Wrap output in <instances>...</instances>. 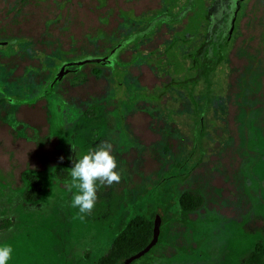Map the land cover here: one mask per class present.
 <instances>
[{"label":"rangeland","instance_id":"374dc122","mask_svg":"<svg viewBox=\"0 0 264 264\" xmlns=\"http://www.w3.org/2000/svg\"><path fill=\"white\" fill-rule=\"evenodd\" d=\"M77 2L80 7H77ZM93 4L94 0H74L65 8H68V13L72 9L79 11L75 14L74 24L98 25L96 15L88 13V7ZM152 7L155 5L149 8ZM48 9L43 6V15L52 18L51 12L46 13ZM64 9L60 12L62 15ZM250 14L254 15L252 24ZM246 19L232 54L229 78L226 60H222L208 70L202 81L190 86L200 95L206 89V109L201 112L197 105L190 115L191 123H161L158 128L162 140L158 144L159 158L155 161L159 170L140 169L141 164L152 157L144 155L146 159L130 167V174L120 175L118 181L108 184L112 192L114 189L117 196L126 200L118 198L116 202H110L106 193L97 191L96 194L106 200L101 199L103 201L86 214L72 207L75 189L70 186V176L64 173L62 182L65 188L49 185L43 194V203L36 211L29 209L24 213V208L22 211L14 210L18 215L17 223L8 235L2 234L0 238V243L9 244L13 249L9 264H96L116 236L118 219L111 215L117 213L125 216L126 221L142 216L155 224L149 251L141 258L135 257L132 264H241L255 244L264 245V62L257 65V71L263 73L258 79L255 75L246 74L253 72L248 62L251 52L261 57L264 55L261 45L264 40V0L253 1ZM34 20L35 17H32V28L18 33L40 42L38 33L41 25L40 28L35 27L38 23ZM20 40L12 43L16 59L26 50V38ZM67 44L68 41L62 50L67 51ZM79 45L84 47L88 44L81 38ZM35 48L49 53L53 47L45 48L37 44ZM64 54L54 48L45 58L47 62L50 60L57 64L64 59ZM16 59L0 58V78L4 75V66L16 63ZM24 62L35 68L30 71L32 76L37 73L36 69H41L43 57L33 55L20 65L23 66ZM177 65L178 77L181 78L184 65L180 62L174 64L175 72ZM22 71L20 68L16 78L8 84L0 79V88L13 90L18 94L16 98L24 99L31 92L38 93L41 87L19 76ZM238 75L239 85L235 83ZM36 76L38 81L43 74ZM116 80L120 81V75ZM231 89L235 92L232 93ZM25 114L21 109L20 116ZM39 114H34L31 119H40ZM172 115L171 121L175 119ZM180 120L184 119L176 118V121ZM11 125L18 126L19 132L32 131L29 123ZM33 125L39 127L42 123ZM52 127L48 138L58 134ZM4 131L0 126L1 170H5L11 162L13 165L23 162V156L29 162L32 159L42 164L57 157L52 154L53 149L46 148L43 152L45 134L43 139H28L26 144H22L10 142ZM168 146L174 154H165L163 148L168 150ZM147 167L151 168L150 165ZM6 177L0 174V181L6 180ZM120 187L122 191L118 190ZM10 192L7 186L0 183V196ZM184 192L201 197L202 206L195 213L189 214L180 209L178 201ZM127 197L133 200H127Z\"/></svg>","mask_w":264,"mask_h":264},{"label":"flooded vegetation","instance_id":"af4514ba","mask_svg":"<svg viewBox=\"0 0 264 264\" xmlns=\"http://www.w3.org/2000/svg\"><path fill=\"white\" fill-rule=\"evenodd\" d=\"M73 1L0 0V29L8 37L32 28L33 15L43 18L42 25L35 26L41 27L38 33L40 42L32 41V48L43 57V65L36 69L35 75L30 74L35 69L33 66L25 62L20 65L31 57L27 50L19 59L14 58V49L8 57L0 55V58L17 60L4 66V75L0 78L4 84L15 79L17 71L22 68V75H18L41 87L38 93L31 92L24 99L16 98L18 94L13 90L0 88V126L10 142L26 144L28 139H43L45 134L43 152L50 148L53 149L52 154L57 155L45 164L32 159L29 162L24 156V161L18 165L11 162L6 167L4 163L6 168L0 169V174L7 177L0 183L15 195L28 189L32 176L41 180L44 189L49 185L65 188L62 182L64 173L69 175L72 161L105 142L112 145L116 171L120 175L130 174V167L146 159L144 155L152 157L142 163L140 169L158 171L155 159L159 158L158 144L162 140L158 128L161 123H191L190 115L197 105L201 112L206 109V89L200 95L190 86L202 81L208 70L222 60H226L229 78L239 32L254 0H94V4L88 7V13L96 15L98 25L82 26L74 24L75 14L79 11L72 9L68 13V8H65ZM43 6L44 9L49 7L46 13L51 12L53 22H46L50 17L43 15ZM80 6L77 2V7ZM62 9L64 15L60 13ZM253 16L250 14L251 24ZM257 23L261 27L259 21ZM81 38L86 40L87 46L80 47ZM66 41L67 51L62 50ZM6 43L10 45L11 42L0 41V45ZM37 44L53 48L47 53L35 48ZM261 45L264 49V40ZM54 48L65 52L64 59L57 64L50 60L47 62L45 58ZM77 56L79 58H75ZM179 62L184 65L181 78L178 77V65L177 72L173 67ZM248 62L253 72L246 74L255 75L258 79L263 73L257 71V65L264 62V55L261 57L251 52ZM40 73L43 77L37 81L36 74ZM119 75L120 81L116 80ZM240 75L235 79L238 85ZM233 107H236L235 103ZM21 109L27 114L20 116ZM36 113H40V119H31ZM171 114L175 118L173 121ZM177 117L184 120L176 121ZM201 121L204 122V117ZM11 123H29L32 131L19 132V127ZM33 123L42 125L38 127ZM53 123L56 124L52 127ZM51 127L58 134L48 138ZM168 148H163L165 154H174L170 146ZM147 165L151 168L148 169ZM121 189L118 188L119 191ZM97 191L106 193L110 202H116L118 198L126 200L117 196L114 189L113 194L106 183L98 182ZM15 197H8L6 201L19 203ZM101 199L96 194L94 205L106 200ZM127 200L133 199L127 197ZM20 203L23 205V201ZM111 216L118 219L115 230L126 222L122 214ZM7 220L12 228L17 223L15 216Z\"/></svg>","mask_w":264,"mask_h":264},{"label":"trees","instance_id":"16d2710c","mask_svg":"<svg viewBox=\"0 0 264 264\" xmlns=\"http://www.w3.org/2000/svg\"><path fill=\"white\" fill-rule=\"evenodd\" d=\"M32 17H35V23L42 25L43 18L41 15H33ZM53 21V16L52 18H49V20H46L47 23ZM1 31L3 30L0 29V41H10L11 43L10 45H8L9 43L0 45V55L8 57L12 54V48H14L12 43H17L18 39L21 41L20 39L25 37L20 36L19 33H16L17 36L8 37L7 33H2ZM26 40V50L28 55L31 57L33 55H42L40 52L35 51L32 48V38L26 37ZM15 47H17V45H15ZM58 50L60 49L58 48ZM53 63L55 64L54 61ZM48 69L52 70V68ZM29 183L28 189L21 194L15 195V193L11 191L10 193L5 194V196H3L4 194L0 196V238L4 235H8L12 231V224L7 218L11 216L18 217L14 210L18 209L19 211H22V208H24V213L29 209L36 211V209H38L43 203V194L46 189L42 187L41 180L36 176H32ZM11 196H16L15 198L19 199L20 202L23 201V205H21L22 203L20 202L17 203V201L7 202L6 199ZM178 204L182 211L192 214L201 208L202 199L197 194L184 192L180 195ZM154 230L155 224L153 221L142 216H134L130 218L119 230H115L116 236L112 241L110 248L104 256L99 258L96 264H132L135 257L141 258L149 251L153 240ZM2 234L3 236H1ZM241 264H264V245L261 243L255 244L246 257L241 260Z\"/></svg>","mask_w":264,"mask_h":264},{"label":"clouds","instance_id":"9594fccd","mask_svg":"<svg viewBox=\"0 0 264 264\" xmlns=\"http://www.w3.org/2000/svg\"><path fill=\"white\" fill-rule=\"evenodd\" d=\"M116 169L112 145L106 142L76 157L69 173L70 186L75 189L71 200L72 207L81 214L91 212L96 201L98 182L110 185L118 181L120 174ZM12 252L9 244L0 243V264H9Z\"/></svg>","mask_w":264,"mask_h":264}]
</instances>
